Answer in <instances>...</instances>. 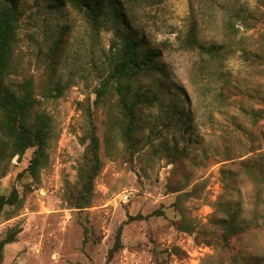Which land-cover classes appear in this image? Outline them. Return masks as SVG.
Here are the masks:
<instances>
[{
	"label": "rangeland",
	"instance_id": "obj_1",
	"mask_svg": "<svg viewBox=\"0 0 264 264\" xmlns=\"http://www.w3.org/2000/svg\"><path fill=\"white\" fill-rule=\"evenodd\" d=\"M228 1L264 16V0ZM225 2L123 0L134 26L163 50L166 91L178 89L184 111H170V96L142 108L131 145L117 125V97L96 94L113 32L98 33L69 0H19L12 81L33 79L52 137L38 178L28 171L33 149L0 166V196L16 189L20 200L0 213V242L20 232L2 264H264V181L233 164L264 154V25L227 29ZM194 21L203 41L227 48L214 57L190 48ZM93 134L102 168L90 207L77 209L69 196L82 190ZM235 211L246 232L223 247L224 226L214 222ZM138 215L145 219L129 222Z\"/></svg>",
	"mask_w": 264,
	"mask_h": 264
},
{
	"label": "trees",
	"instance_id": "obj_2",
	"mask_svg": "<svg viewBox=\"0 0 264 264\" xmlns=\"http://www.w3.org/2000/svg\"><path fill=\"white\" fill-rule=\"evenodd\" d=\"M49 1L56 2V0ZM69 3L87 17L98 33L104 27L113 32L110 71L101 86L97 88L96 94L99 101L106 99L110 94L117 97L119 115L117 125L122 140L133 145L137 138L136 134L141 130V125L139 126L141 109L153 107L161 97H171L170 111L179 114L181 118L184 111L179 108L176 100L178 89L166 91V76L162 66L163 50L152 46L147 34L134 26L133 18L123 4V0H69ZM55 5L60 7L64 3L57 2ZM220 8L229 16L225 22L227 29L237 32L236 27L240 25L245 30L254 32L264 25V16L258 10L234 7L228 0L221 4ZM20 16L19 0H0V133L3 137L0 139V166L4 160L11 162L15 157L21 159L28 150L33 149L28 171L34 178H38L40 169L46 166L49 160L52 119L45 112L39 111L40 101L34 94L32 78L18 84L12 81ZM188 46L196 49L200 54L208 53L212 57L227 48L226 43L217 45L203 41L199 36L196 21L191 27ZM99 149V138L93 134L91 147L86 155L88 162L80 173L82 190L77 195L69 196L71 204L77 209L88 208L92 203L95 181L102 168ZM233 164L244 168L249 176L255 173L260 182L264 181V154ZM2 176L4 174H0V177ZM195 189L184 193L180 198L194 195ZM19 203L16 189L8 197L0 196V213L4 207L16 206ZM162 214L163 212H154L149 217ZM139 219L145 218L138 215L130 217L129 222ZM214 223L224 226L221 239L223 247H230L234 238L246 232L244 227L239 226L237 211L219 218ZM181 229L192 230L187 227ZM19 233L18 229H12L0 242V264L3 261L5 246L15 243ZM120 246L121 230L111 251V257ZM246 264L253 263L248 261Z\"/></svg>",
	"mask_w": 264,
	"mask_h": 264
}]
</instances>
